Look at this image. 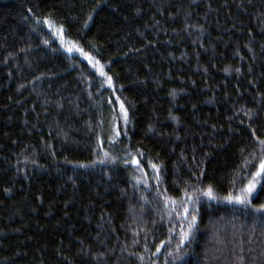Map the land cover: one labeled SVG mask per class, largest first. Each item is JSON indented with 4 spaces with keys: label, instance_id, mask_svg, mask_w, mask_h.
<instances>
[{
    "label": "trees",
    "instance_id": "1",
    "mask_svg": "<svg viewBox=\"0 0 264 264\" xmlns=\"http://www.w3.org/2000/svg\"><path fill=\"white\" fill-rule=\"evenodd\" d=\"M261 140L264 0H0V264H264Z\"/></svg>",
    "mask_w": 264,
    "mask_h": 264
},
{
    "label": "snow or ice",
    "instance_id": "2",
    "mask_svg": "<svg viewBox=\"0 0 264 264\" xmlns=\"http://www.w3.org/2000/svg\"><path fill=\"white\" fill-rule=\"evenodd\" d=\"M45 23H48V21H45ZM71 51V49H69ZM78 51H82L78 49ZM89 59H91L89 57ZM98 63V62H97ZM101 75H104L103 71H101ZM110 80V78H109ZM121 109L123 110V105H121ZM125 120H127V113L125 112ZM260 144L264 146V140L260 141ZM134 163H138L135 162ZM155 167V166H153ZM262 180H264V158H262L259 162L258 171H255L252 174V178L248 181V184L246 187L240 189V193L233 197L231 194L227 196L225 199L229 203H236L239 205H243L245 207H248L251 205V197L256 189V186L258 183H260ZM204 195L208 197V199H215L213 189L209 187L206 192H204ZM187 212V209L185 210ZM258 212L264 213V204H261L258 209H256ZM262 221H264V217L261 218ZM195 226V216L192 217V223L190 224V228ZM183 242V241H182Z\"/></svg>",
    "mask_w": 264,
    "mask_h": 264
}]
</instances>
